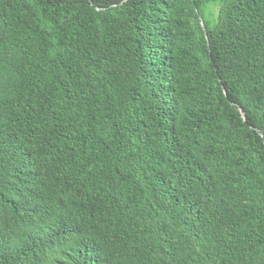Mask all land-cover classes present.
I'll return each mask as SVG.
<instances>
[{
  "label": "trees",
  "instance_id": "trees-1",
  "mask_svg": "<svg viewBox=\"0 0 264 264\" xmlns=\"http://www.w3.org/2000/svg\"><path fill=\"white\" fill-rule=\"evenodd\" d=\"M0 264H264V0H0Z\"/></svg>",
  "mask_w": 264,
  "mask_h": 264
}]
</instances>
